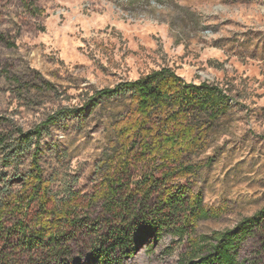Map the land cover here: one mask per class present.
Instances as JSON below:
<instances>
[{"label":"rangeland","instance_id":"obj_1","mask_svg":"<svg viewBox=\"0 0 264 264\" xmlns=\"http://www.w3.org/2000/svg\"><path fill=\"white\" fill-rule=\"evenodd\" d=\"M0 36V116L24 130L57 118L39 142L44 174L53 180L47 208L71 196L84 224L57 221L66 251L47 260L48 248L20 251L11 234L28 225L10 205L0 218V252H12L9 264H94L96 253H108L111 264H189L184 257L195 241L212 242L264 207V0H0ZM162 68L188 83L219 85L237 108L180 188L174 178L150 198H134L139 218L160 221V231L142 237V223L135 225L130 251H112L106 238L118 226V209L110 213L103 199H90L115 166L112 124L130 102L113 98L91 111L89 100ZM1 168L0 203L7 189L23 187ZM142 169L138 164L133 177ZM177 192L184 199L171 207L166 200ZM197 195L207 218L193 210ZM37 206L20 214L30 229H39ZM230 255L235 264H264V228L236 240Z\"/></svg>","mask_w":264,"mask_h":264},{"label":"trees","instance_id":"obj_2","mask_svg":"<svg viewBox=\"0 0 264 264\" xmlns=\"http://www.w3.org/2000/svg\"><path fill=\"white\" fill-rule=\"evenodd\" d=\"M113 98H126L130 105L112 124L118 143L117 155L112 162L116 167L111 166L112 172L105 174L90 201L103 199L105 210L110 213L118 209L114 219L118 220V226L110 228L106 239L111 242L112 251L129 252L135 225L142 223L137 228L142 237L156 235L161 226L158 220L139 218L134 198L148 199L174 178L180 188L182 181L194 173V159L210 147L214 131L237 107L231 103V94L219 85L188 83L169 68L152 71L114 89L101 90L89 100V107L94 111L100 101ZM77 112L82 115L84 109L69 111L72 114ZM57 121L55 116H50L42 125L24 130L0 116L1 169L11 171V178L19 176L23 182L19 192L6 190L5 199L0 203V218L4 217L10 205L15 204L9 212L13 215L16 211L15 219L21 221V226L28 225L27 229L11 234L19 236L22 242L20 251L32 252L37 246L42 251L48 248L44 252L47 260H58L66 251L63 237L66 230L55 227L57 221L65 219L75 228L84 225L78 223V215H73L81 204L75 203L71 196L57 201V206L52 209L47 208L49 203H54L50 192L53 180L44 174L39 142L47 128L56 125ZM138 164H142L144 169L138 177H133ZM22 167L25 168L23 172L20 171ZM183 194L177 192L166 201L173 207L183 201ZM201 202V196L197 195L191 205L196 216L207 218L208 213ZM33 203L38 206L32 221L39 225V229H30L29 223L25 222L26 217L20 216L21 211L27 212ZM257 228H264V207L243 219L235 230L216 233L212 242L195 241L184 261L189 264H235L230 255L234 242ZM46 238L49 239L44 245ZM11 253L7 250L0 252V263L9 264ZM91 260L94 264L112 262L108 253L93 254Z\"/></svg>","mask_w":264,"mask_h":264}]
</instances>
